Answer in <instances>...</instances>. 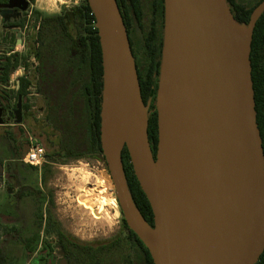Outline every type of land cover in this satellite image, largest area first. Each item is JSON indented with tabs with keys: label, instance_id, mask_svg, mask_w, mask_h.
<instances>
[{
	"label": "water",
	"instance_id": "obj_1",
	"mask_svg": "<svg viewBox=\"0 0 264 264\" xmlns=\"http://www.w3.org/2000/svg\"><path fill=\"white\" fill-rule=\"evenodd\" d=\"M84 1L101 50V153L126 225L153 264H256L264 251V154L249 58L264 0L245 25L226 0H163L155 157L150 101L143 103L117 2ZM123 148L152 226L132 199ZM2 175L0 164V182Z\"/></svg>",
	"mask_w": 264,
	"mask_h": 264
},
{
	"label": "trees",
	"instance_id": "obj_2",
	"mask_svg": "<svg viewBox=\"0 0 264 264\" xmlns=\"http://www.w3.org/2000/svg\"><path fill=\"white\" fill-rule=\"evenodd\" d=\"M263 0L248 3L226 0L238 24H247L253 9ZM127 35L133 31L141 36L146 56L143 75L138 74L143 103L155 102L161 49L163 39V0H153L156 24L141 9V0H116ZM35 51L37 65L34 69L35 82L20 81V92L30 84L43 100V123L49 132L43 131L49 160L81 159L91 154L102 156L100 147V109L102 97L101 50L95 20L86 1L64 9L58 15L41 16L35 13ZM143 27V34L139 29ZM130 43V42H129ZM251 79L254 91L256 122L262 140L264 154V12L255 24L250 48ZM3 82H8L4 78ZM152 109V107H151ZM155 110V109H154ZM150 113V111H149ZM148 139L153 157L157 144V114L148 115ZM50 137L55 139L51 142ZM21 159V158H20ZM123 170L132 199L146 222L153 225L149 203L133 174L129 155L124 148L121 153ZM28 169H33L24 165ZM13 179L16 172L9 166ZM16 181V180H15ZM46 227L56 226L48 214ZM57 245L69 253L82 248L74 245L58 229L55 230ZM138 240V239H137ZM144 253H135L133 264H153L148 250L139 241ZM43 246H46L44 244ZM90 249V248H89ZM5 255L0 252V264H5ZM256 264H264V251Z\"/></svg>",
	"mask_w": 264,
	"mask_h": 264
},
{
	"label": "rangeland",
	"instance_id": "obj_3",
	"mask_svg": "<svg viewBox=\"0 0 264 264\" xmlns=\"http://www.w3.org/2000/svg\"><path fill=\"white\" fill-rule=\"evenodd\" d=\"M80 1L34 0V18L35 13L41 16L58 15ZM240 1L248 3L252 0ZM36 65V60L21 65L32 84L36 79ZM13 84L14 79L10 86ZM32 84L29 85L28 98L33 117L26 132L43 145L45 153H50L52 149L48 150L47 146L51 145L43 134L49 129L44 126L39 111L43 109L44 103ZM15 133L13 128L0 129V164L3 165V181L0 183V252L5 255V264H30L44 243L57 251L56 229L85 245H101L122 234V215L101 155L94 153L77 160L57 159L45 163L41 168L28 169L21 161L27 150L25 134L18 137ZM49 139L55 142L54 138ZM12 152L17 155L15 159L12 158ZM9 166L16 172L17 179L12 178ZM107 200L117 203V208L109 206ZM48 214L56 225L50 229L45 223Z\"/></svg>",
	"mask_w": 264,
	"mask_h": 264
},
{
	"label": "flooded vegetation",
	"instance_id": "obj_4",
	"mask_svg": "<svg viewBox=\"0 0 264 264\" xmlns=\"http://www.w3.org/2000/svg\"><path fill=\"white\" fill-rule=\"evenodd\" d=\"M7 4L12 7H0V129L8 130L13 128L18 137L25 134V143L27 145L26 137L29 134L26 129L32 122L33 111L28 98L29 86L20 92V81H28L21 65H27L29 62L33 63L35 60L36 26L33 9L34 0H0V5ZM140 5L144 11L143 13L150 17L148 24L149 28H151L152 22L156 24L153 0H141ZM142 29L143 27L141 26L139 30L143 34L144 29ZM129 34L130 48L137 73L143 75L146 67V56L141 36L134 31L132 33L129 31ZM4 78L8 79L6 84L3 82ZM13 79L14 84L10 86ZM147 103L148 100L145 104ZM154 109L155 102L152 104L150 101V113L156 111ZM39 111L42 113L43 109ZM12 153L13 157H11L15 159L17 155L14 152ZM47 162H53V160L47 161L46 157ZM113 200L115 201V199ZM120 232H122L120 236L101 245H85L65 235L71 243L82 248L79 253L73 254L76 260L62 247L58 246L57 242V251H53L51 245L44 243L46 246L41 244L39 251L32 258L30 264H133L132 257L135 253H144V251L139 245V239L128 228L123 217L120 222ZM127 253H132V255L129 256Z\"/></svg>",
	"mask_w": 264,
	"mask_h": 264
},
{
	"label": "built area",
	"instance_id": "obj_5",
	"mask_svg": "<svg viewBox=\"0 0 264 264\" xmlns=\"http://www.w3.org/2000/svg\"><path fill=\"white\" fill-rule=\"evenodd\" d=\"M27 150L22 157V163L32 168H41L46 163L45 149L33 136L27 135Z\"/></svg>",
	"mask_w": 264,
	"mask_h": 264
},
{
	"label": "bare ground",
	"instance_id": "obj_6",
	"mask_svg": "<svg viewBox=\"0 0 264 264\" xmlns=\"http://www.w3.org/2000/svg\"><path fill=\"white\" fill-rule=\"evenodd\" d=\"M100 198V197H99ZM109 206H111L112 208H117V206H116V204H115V202L114 201H108L107 200V202H106Z\"/></svg>",
	"mask_w": 264,
	"mask_h": 264
}]
</instances>
